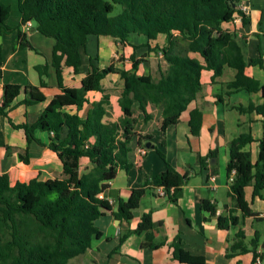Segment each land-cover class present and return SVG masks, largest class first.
Instances as JSON below:
<instances>
[{"label": "trees", "instance_id": "trees-1", "mask_svg": "<svg viewBox=\"0 0 264 264\" xmlns=\"http://www.w3.org/2000/svg\"><path fill=\"white\" fill-rule=\"evenodd\" d=\"M21 13L19 27L10 26L7 20L11 6L0 0V35L18 29L17 45L38 51L29 40L22 26L32 22L42 34L55 38L52 65L61 90L41 111L35 121L15 124L23 128L29 140L44 143L36 137V131L50 134L49 148L62 161L65 178L40 180L11 184L7 173L0 174V264H69L76 256L84 254L93 245L94 239L103 233L95 221L112 209L110 201L101 196L110 186L119 169H129L130 143L137 135L140 124L135 104L144 113L143 122L153 118L147 106L154 104L162 110V129L176 124L190 103L203 88L202 71H214V77L223 75L227 66L237 70L235 78L228 83L233 90L262 93L264 83L245 72L247 65L264 68L262 54L247 62L241 46L224 23L234 21L237 15L244 23L249 22L240 8L241 0H17ZM118 6L120 7L119 9ZM31 26V27H32ZM132 33L145 35L149 41L160 34L167 36V44L157 46L169 66L160 78L139 74V64L144 57L132 56V68L126 69L114 63L100 68L92 65L82 79L80 87L66 85L64 71L71 67L80 73L83 63L81 49L87 46L91 35L111 36L122 44L128 42ZM198 54L199 57L191 55ZM40 75V85L47 86L49 76L47 63L35 67ZM109 73L119 74L124 81L118 104L122 115L117 120L106 121L110 114L111 94L102 84ZM3 76V56L0 46V77ZM25 88L23 102L32 105L45 100L40 86L6 83L3 88V104L0 113L6 109ZM92 92L101 93L99 100H92ZM73 105L76 112L66 107ZM89 105V107H88ZM241 112H257L263 116L262 103L251 102L248 106L232 105ZM86 115L83 116V112ZM203 123V112L199 108L190 111L189 124L193 134H198ZM141 140V139H140ZM254 141L251 132H244L229 143L228 175L229 195L241 209L242 215L231 208L226 214L217 215V205L202 199V208L217 216L218 226L229 229L237 226L242 218L254 217L264 220L255 211L245 196V188L253 186V196H263L264 190V131L259 140V154L255 162L246 147ZM45 144V143H44ZM198 153V163L208 165V157ZM166 162L164 177L158 176L164 184L165 195L177 203L182 194L188 174L179 172L161 152ZM88 157L93 167L81 174V158ZM28 161V159L26 160ZM233 169L236 173L232 175ZM146 186L134 188L128 200H120L116 216L130 221L145 195ZM152 211L145 212L138 226L132 232L144 234V246L159 248L164 242L156 241ZM125 235V236H126ZM246 233L240 229L233 239L227 254L253 252L254 264L262 259L264 239L257 230L250 243L245 241ZM124 236L121 237V242ZM173 256L183 262L201 263L203 256L188 251L178 236L172 243ZM118 247L114 252H118Z\"/></svg>", "mask_w": 264, "mask_h": 264}, {"label": "crops", "instance_id": "crops-1", "mask_svg": "<svg viewBox=\"0 0 264 264\" xmlns=\"http://www.w3.org/2000/svg\"><path fill=\"white\" fill-rule=\"evenodd\" d=\"M7 23L19 27L21 13L17 0ZM248 8V23L231 21L224 23L235 36L247 62L261 54L264 59V0H241ZM27 33L31 43L38 51L17 45L18 29L9 34L0 35V46L3 56V76L0 77V105L3 104V88L6 83L38 85L45 94V100L32 105L23 102L26 97L25 88L6 109L7 115L0 113V174L7 173L11 184L18 181L28 182L33 178L48 180L65 178L67 174L58 154L48 146L50 134L37 130L36 140H29L23 128L15 124L33 122L51 99L61 92L57 74L52 65L55 38L46 36L33 25ZM167 44V36L160 34L157 39L149 41L145 35L132 33L128 42L120 43L111 36L91 35L87 46L81 49L83 63L80 73L75 74L71 67L64 71L65 83L72 88L80 87L82 79L91 70L92 65L100 68L112 63L126 69L132 68V56L144 57L139 64L138 73L160 78L169 66L162 52L156 49ZM191 55L199 57L198 54ZM200 58V57H199ZM202 60V58H200ZM47 63L49 76L48 85H40V75L35 68L38 64ZM237 70L227 66L223 75L214 77V71L204 69L201 75L203 88L188 109L181 115V120L162 129V110L154 104L147 106L153 118L143 122L144 113L135 104L136 116L140 124L137 135L130 143L129 169H119L117 176L110 181L109 189L102 193L111 203L112 209L99 217L95 224L103 233L95 238L93 245L84 254L72 258L69 264H193L183 262L173 256L171 243L180 236L184 247L191 253L203 256V262L197 264H254L253 252L237 253L229 256L228 249L237 232L243 229L245 241L250 243L258 230L264 239V220L254 217L242 218L237 226L221 229L217 216L202 208V199L217 205V215L226 214L233 208L235 214L241 216L242 211L235 200L229 195L230 178L228 175L229 143L244 132H251L254 141L246 149L251 151L255 162L259 154V140L263 136V116L257 112H241L232 105L248 106L251 102L262 103L264 98L260 91L233 90L228 83L236 76ZM246 74L264 83V68L258 65H247ZM118 78L117 85L107 83ZM106 91L111 94L110 114L106 121L117 120L122 115L118 98L122 92L124 81L119 74L109 73L102 80ZM92 100H99L101 93L89 94ZM89 107V105H88ZM71 112L77 109L73 105L66 107ZM199 108L203 112V123L198 134H193L189 124L190 111ZM86 115V111L83 112ZM141 139V140H140ZM149 144V146H148ZM144 149V152H143ZM215 151L208 157V165L198 163V153L203 156ZM161 152L179 172L188 174L182 194L177 203L161 194L165 191L164 184L159 183L158 176L164 177L166 162ZM28 159V161H26ZM93 167L88 157L81 158L80 173L83 174ZM146 186L145 195L141 198L138 208L130 221L116 216L120 200H128L132 190ZM245 196L251 207L264 217V197L253 196V186L245 188ZM264 196V190H263ZM152 211L153 220L158 224L154 228L156 241L164 242L156 249L144 246V234L132 232L145 212ZM126 235V236H125ZM124 240L121 242V237ZM118 247V252H114ZM261 263L264 264V250Z\"/></svg>", "mask_w": 264, "mask_h": 264}, {"label": "built area", "instance_id": "built-area-1", "mask_svg": "<svg viewBox=\"0 0 264 264\" xmlns=\"http://www.w3.org/2000/svg\"><path fill=\"white\" fill-rule=\"evenodd\" d=\"M240 8H241L245 13H247L248 8H247L246 6H244V5H242V3L240 4ZM235 20H237V21H242V17H241L240 15H237L236 18H235ZM235 20H234V21H235ZM31 26H32V22H31V21H28V22H26V23L23 25V29L26 30V31H29L30 28H31ZM143 152H144V149H143ZM235 173H236V169H233L232 175H234ZM161 194L165 195V191H162ZM260 263H261V258L258 257V258H257V261H256V264H260Z\"/></svg>", "mask_w": 264, "mask_h": 264}, {"label": "rangeland", "instance_id": "rangeland-1", "mask_svg": "<svg viewBox=\"0 0 264 264\" xmlns=\"http://www.w3.org/2000/svg\"><path fill=\"white\" fill-rule=\"evenodd\" d=\"M4 2L5 3H7V4H12V5H14V1L13 0H4ZM120 7L118 6V8L117 9H119ZM115 83L116 85H117V83H118V78H116V79H114V80H108L107 81V83Z\"/></svg>", "mask_w": 264, "mask_h": 264}, {"label": "water", "instance_id": "water-1", "mask_svg": "<svg viewBox=\"0 0 264 264\" xmlns=\"http://www.w3.org/2000/svg\"><path fill=\"white\" fill-rule=\"evenodd\" d=\"M148 146H149V144H148Z\"/></svg>", "mask_w": 264, "mask_h": 264}]
</instances>
